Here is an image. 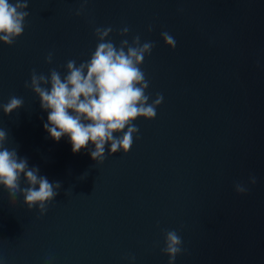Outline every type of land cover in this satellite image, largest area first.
<instances>
[{
    "label": "water",
    "instance_id": "obj_1",
    "mask_svg": "<svg viewBox=\"0 0 264 264\" xmlns=\"http://www.w3.org/2000/svg\"><path fill=\"white\" fill-rule=\"evenodd\" d=\"M82 2L28 0L23 34L0 41V105L24 101L0 107L4 147L61 182L43 215L0 185V264H168L165 230L186 250L174 264H264V0H88L76 15ZM96 27H111L117 47L155 43L139 67L149 103L163 95L155 118L133 121L130 150L106 145L103 162L51 138L25 87L33 69L63 77L68 60L90 59Z\"/></svg>",
    "mask_w": 264,
    "mask_h": 264
},
{
    "label": "clouds",
    "instance_id": "obj_2",
    "mask_svg": "<svg viewBox=\"0 0 264 264\" xmlns=\"http://www.w3.org/2000/svg\"><path fill=\"white\" fill-rule=\"evenodd\" d=\"M88 0H83L76 15H80ZM28 0H0V41L13 45L16 38L25 29V19L29 15ZM111 27H96L94 35L98 43L90 59L80 62L68 60L66 74L53 68L46 76L31 72L30 83L25 81V87L31 88L38 95L40 107L48 112L44 129L57 142L64 136L69 138L72 152L87 150L96 162H103L105 146L109 145V154L120 150L127 153L133 143L134 134L139 128L133 124L138 117L153 119L156 108L163 101L161 93L149 103L150 94H146L149 81L139 67L146 55H151L155 43H141L139 35L132 42L122 40L117 47L111 40L105 38L112 32ZM148 31H152L150 25ZM128 27L120 29V35H126ZM165 44L175 49L176 41L168 32H161ZM51 52L45 57L47 63H52ZM23 98L12 96L6 104L0 105L5 114L23 105ZM127 129L126 131H124ZM122 133V135H114ZM139 139V136L136 135ZM6 132L0 130V185L7 190L15 203L17 194L24 197L28 209L38 207L41 215L48 210L47 206L58 195L60 181L50 182L46 176L40 175L37 166L29 167L26 157L18 156L17 149L4 147ZM94 147H89V145ZM26 185L21 187V179ZM252 184L256 178L250 177ZM238 193H246L248 189L237 183ZM182 239L176 230H165V246L161 251L168 255V264H174L176 257L182 254ZM135 260L134 256L128 257Z\"/></svg>",
    "mask_w": 264,
    "mask_h": 264
}]
</instances>
